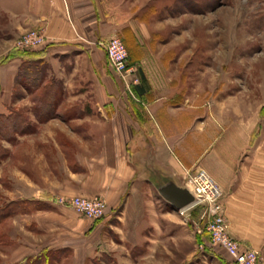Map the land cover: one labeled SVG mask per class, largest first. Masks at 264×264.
<instances>
[{"label": "crops", "instance_id": "crops-1", "mask_svg": "<svg viewBox=\"0 0 264 264\" xmlns=\"http://www.w3.org/2000/svg\"><path fill=\"white\" fill-rule=\"evenodd\" d=\"M141 8L131 0H0V12L15 36L43 28L46 44L31 50L40 51L51 73L70 90L59 109L73 110L66 118L38 123L29 133L38 157L27 170L21 168L25 181L16 199L49 205L7 217L3 229L9 241L0 253L17 256L4 263H21L34 254L25 250L51 248L64 250L57 264H91L100 251L118 264H138L168 245L170 236L176 243L183 240V228L173 219L176 206L160 194L156 182L171 178L184 185L186 169L203 167L222 188L227 230L264 264V123L254 108L250 113L239 99L204 100L199 88L192 99L178 97L184 85L156 82L144 60L146 49L138 63L128 66L124 83L133 97L89 93L99 90L98 78L102 82L110 75L99 42L111 35L127 39V30L141 43L151 36L152 17L140 14ZM19 62L13 58L0 65L1 89L8 95ZM171 68L159 67L158 73ZM83 79L89 83L79 87ZM112 84L123 90L119 82ZM16 102L31 104L27 97ZM75 194L101 195L105 214L93 219L59 201ZM195 219L192 215L189 221L192 236L209 245L207 232L195 231Z\"/></svg>", "mask_w": 264, "mask_h": 264}, {"label": "rangeland", "instance_id": "rangeland-1", "mask_svg": "<svg viewBox=\"0 0 264 264\" xmlns=\"http://www.w3.org/2000/svg\"><path fill=\"white\" fill-rule=\"evenodd\" d=\"M131 1L134 5L142 7L139 10L140 14L151 15L152 32L145 43L135 40L131 44L130 64L138 63L143 55V49H146L147 57L144 60L154 72L152 75L156 82H175L184 85L178 97L192 99L199 88L197 92L204 100L220 97L239 99L242 103L246 102L250 113V108H254L255 114L264 123V0ZM10 28L7 26V19L0 12V57L5 56L11 49L31 50L46 44L47 36L44 35V42L37 43L36 46H21L18 40L28 29L15 36ZM131 54H138L140 57L135 59ZM109 66L110 75L104 76L103 83L98 78L97 82L101 86L98 91L95 90L97 93L90 91L89 93L101 98L133 97L124 81L113 71L110 63ZM159 67H172L174 73L172 68L170 72L158 73ZM43 69L47 74L46 77H55L50 71L49 64ZM84 76L90 81L95 80L91 78L90 73L84 72ZM55 79L60 83L57 85H61L60 100H63L69 96L70 90L65 88L63 80L56 77ZM116 81L123 90H114L115 86L112 82ZM88 83L83 79V86L79 87H86ZM7 91L1 89L0 84V102L4 103L11 98L9 105L20 108L31 119L32 101L29 93L16 82L10 95ZM22 97H27L31 104H17L16 101H20ZM9 105L6 103L4 107L0 105V110L8 113ZM60 110L64 111L63 105ZM29 133L32 132L16 133L14 141L0 137V207L17 200L16 197L22 194L21 183L25 180L22 178L21 168L27 170L35 160L37 162V147L33 148V139ZM23 134L28 135L24 136L26 140L21 141ZM209 176L211 177L210 174ZM79 195L85 194H75L72 197ZM44 205L48 207L49 204L43 202ZM13 206L8 207L10 209ZM23 206L30 208L31 203H23ZM201 210L200 205L192 206L187 213L190 218L192 215L198 218ZM173 219L183 228V240L176 243L175 236H170L168 245H161V248L152 250V253L140 259L138 264H189L195 258L198 264H230L231 257L228 259L223 254L225 250L220 245L197 243L196 238L192 236L193 229L190 222L179 212L173 215ZM5 222L0 226V248L1 245H8L7 240L9 241L6 230L3 229ZM46 250H49L51 256L50 259H44L46 260L44 264H57L64 252L61 249L51 248L41 251L25 250L24 253L34 252V254L21 260V264H43L38 256L44 252L47 254ZM14 257L10 253L8 256H1L0 253V264H4V259L12 260ZM91 261L93 262L91 264H118L113 256L101 251L91 258Z\"/></svg>", "mask_w": 264, "mask_h": 264}, {"label": "built area", "instance_id": "built-area-1", "mask_svg": "<svg viewBox=\"0 0 264 264\" xmlns=\"http://www.w3.org/2000/svg\"><path fill=\"white\" fill-rule=\"evenodd\" d=\"M43 28L28 29L19 38L21 46H36L44 42ZM104 49L113 71L124 81L128 82V51L121 36L111 35L106 41L99 42ZM128 85V83H127ZM184 185L191 191L194 199L182 207H176L180 215L190 221L187 210L200 205L202 210L194 220L197 233L206 231L208 241L212 245H220L231 257L232 264H263L254 249L242 246L227 230L224 217L223 191L203 167L186 169ZM59 201L71 205L79 213L93 218H101L106 211V200L100 195H79L71 198L59 197ZM199 245H203L199 243Z\"/></svg>", "mask_w": 264, "mask_h": 264}, {"label": "trees", "instance_id": "trees-1", "mask_svg": "<svg viewBox=\"0 0 264 264\" xmlns=\"http://www.w3.org/2000/svg\"><path fill=\"white\" fill-rule=\"evenodd\" d=\"M126 37L121 36L128 51L127 65L129 62V50L131 51V44L135 41L133 34L127 30ZM120 36V35H119ZM128 40V41H127ZM135 55V56H133ZM131 54L135 59L139 58L138 54ZM17 57L20 59V64L15 74V82L20 84L31 96L32 101L30 111L34 119L27 117V115L20 109L14 108L9 105L8 113L0 112V137L6 140L14 141L16 139V133H27L37 130L38 123L47 120L48 118L60 115L62 117H68L71 109L61 111L58 107V102L61 98V85H57L59 81L55 77H46V72L43 67L47 61L41 57L40 51L28 50V49H11L4 56L0 57V64L6 63L9 60ZM60 84V83H59ZM68 110V111H67ZM71 112V113H72ZM31 203L30 208L23 206V203ZM9 209L8 206H12ZM45 206V205H44ZM43 202L36 199H17L6 203L5 206L0 207V226L5 222L8 216H11L19 211H28L35 208H43ZM6 207L8 209H6ZM6 209V210H5ZM42 253L38 258L42 259L40 262L45 263L46 260L50 259L49 250ZM49 263V262H48ZM4 264H21V263H4Z\"/></svg>", "mask_w": 264, "mask_h": 264}, {"label": "water", "instance_id": "water-1", "mask_svg": "<svg viewBox=\"0 0 264 264\" xmlns=\"http://www.w3.org/2000/svg\"><path fill=\"white\" fill-rule=\"evenodd\" d=\"M160 194L176 207H182L194 199L193 194L185 185H179L171 178L156 182Z\"/></svg>", "mask_w": 264, "mask_h": 264}]
</instances>
